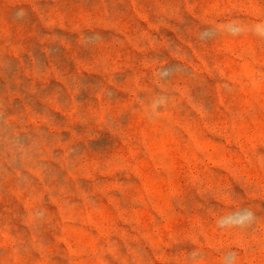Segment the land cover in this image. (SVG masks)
<instances>
[{"label":"rangeland","instance_id":"rangeland-1","mask_svg":"<svg viewBox=\"0 0 264 264\" xmlns=\"http://www.w3.org/2000/svg\"><path fill=\"white\" fill-rule=\"evenodd\" d=\"M0 264H264V0H0Z\"/></svg>","mask_w":264,"mask_h":264},{"label":"clouds","instance_id":"clouds-1","mask_svg":"<svg viewBox=\"0 0 264 264\" xmlns=\"http://www.w3.org/2000/svg\"><path fill=\"white\" fill-rule=\"evenodd\" d=\"M251 215H252L251 213H248V217H249V218L251 217Z\"/></svg>","mask_w":264,"mask_h":264}]
</instances>
